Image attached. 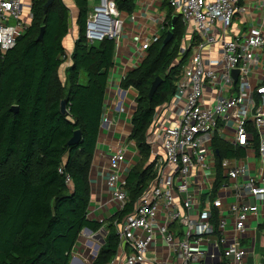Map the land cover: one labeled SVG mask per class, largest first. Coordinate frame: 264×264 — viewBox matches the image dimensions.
I'll list each match as a JSON object with an SVG mask.
<instances>
[{
  "label": "built area",
  "instance_id": "built-area-1",
  "mask_svg": "<svg viewBox=\"0 0 264 264\" xmlns=\"http://www.w3.org/2000/svg\"><path fill=\"white\" fill-rule=\"evenodd\" d=\"M160 1H167L184 23L180 54L189 55L176 91L157 107L147 132L154 178L134 210L115 221L120 242L108 264H214L208 259L215 258V249L221 252L220 264H244L247 250L241 237L264 201V177L250 173L242 157H224L218 165L214 140L257 151L262 159L259 175L264 174V25L238 29L237 19L246 22L249 10L243 0ZM64 2L75 28V3ZM88 2V42L106 37L118 41L124 22L115 0ZM252 4L264 13V0ZM32 7L33 0H0L2 52L26 33ZM158 39H145L139 50L147 51ZM233 70H238L236 79ZM250 123L259 135L257 147ZM125 158L121 148L113 153L106 176L120 211L128 202L121 169ZM219 173L224 183L213 195Z\"/></svg>",
  "mask_w": 264,
  "mask_h": 264
},
{
  "label": "trees",
  "instance_id": "trees-1",
  "mask_svg": "<svg viewBox=\"0 0 264 264\" xmlns=\"http://www.w3.org/2000/svg\"><path fill=\"white\" fill-rule=\"evenodd\" d=\"M47 1L33 0L28 30L12 49L0 50V264H70L84 229L101 235L108 231L91 263L108 264L120 242L115 221L134 210L154 178L147 132L157 107L170 101L176 91L189 55L180 54L186 27L180 16L172 27L174 10L163 2L168 11L159 39L120 82L122 88L132 86L138 91L128 138L135 142L140 158L126 176L124 209L97 221L88 217L90 169L116 40L106 37L90 44L85 36L89 2L73 0L78 37L68 56L64 39L69 33L70 10L64 0H53L45 11ZM115 2L120 11L131 14L136 9V0ZM42 27L44 36L38 40ZM168 30L172 38L163 46ZM68 59L63 76L61 67ZM158 76L162 81L150 98ZM62 100H66V113L60 108ZM78 129L81 141L68 145ZM250 130L257 147L259 135L251 123ZM214 146L218 165L224 157L246 155L244 148L219 137ZM223 183L219 173L213 195ZM216 213L214 209L215 224Z\"/></svg>",
  "mask_w": 264,
  "mask_h": 264
},
{
  "label": "crops",
  "instance_id": "crops-1",
  "mask_svg": "<svg viewBox=\"0 0 264 264\" xmlns=\"http://www.w3.org/2000/svg\"><path fill=\"white\" fill-rule=\"evenodd\" d=\"M73 5V0H70ZM256 0H243V3L249 7L247 10L246 22L242 19H237L236 24L238 29L244 31L249 25L261 23L264 25V13L252 4ZM76 4L73 5V10L76 11ZM168 7L160 0H136V9L133 13L121 12L123 19L122 35L116 41V49L114 53V65L109 71L108 85L104 96V108L100 131L96 143L95 153L90 169L91 182V202L89 207L88 217L92 220L103 221L114 215L118 210V205L113 199L110 189L106 184V176L110 157L120 148L126 154L125 161L121 164V169L124 175L127 176L130 168L139 160L140 156L136 148L135 142L129 140V135L132 131V114L136 109V96L138 91L134 87L124 89L120 82L126 73L138 67L146 56L147 51H140L141 43L154 35H159L162 32V22L165 21ZM72 25L69 22V29ZM75 28H78L76 26ZM74 42L70 46L69 51L66 50L68 56L73 51ZM66 49V48H65ZM70 64L68 59L61 67L63 75L65 66ZM64 76V75H63ZM242 159L249 164L250 173L258 177L259 169L262 165V159L259 153L255 150H247L246 155ZM242 181V178L238 179ZM222 190V193H226ZM252 203V199L247 200ZM228 229L231 225L227 226ZM89 237L85 240L92 246L96 247L94 255L89 259L86 258L91 248L88 244L84 245V240L80 235L78 243L72 252L73 264H91L96 256V251L99 244H102L104 239H101V233H93L89 229H84ZM103 232V228L100 230ZM83 232V231H82ZM90 234L92 236L90 237ZM231 235L230 233L228 234ZM241 244L247 250V256L244 264H264V201L260 204V211L257 214L252 213L247 223L245 232L241 237ZM211 252V250H209ZM215 258L208 260L214 264L221 263V252L215 249Z\"/></svg>",
  "mask_w": 264,
  "mask_h": 264
},
{
  "label": "water",
  "instance_id": "water-1",
  "mask_svg": "<svg viewBox=\"0 0 264 264\" xmlns=\"http://www.w3.org/2000/svg\"><path fill=\"white\" fill-rule=\"evenodd\" d=\"M53 2V0H48L45 5H44V8H45V11L48 9L49 5ZM177 15L173 16V19H172V27L174 26L176 20H177ZM44 30H45V27H42L41 29V32L38 36V40H42L43 39V36H44ZM172 38V31L171 30H168L167 32V35L166 37L164 38L163 40V46H165ZM237 75H238V70H233V76L234 78L236 79L237 78ZM162 81V78L160 76L156 77V79L153 81L152 85H151V88H150V91H149V97L152 98L154 93L156 92L159 84L161 83ZM13 109H16L18 108L17 105H14L12 107ZM60 108H61V111L63 113H66L67 112V108H66V100H62L61 102V105H60ZM250 120H254L253 117L250 118ZM82 139V132L81 130H76L74 132V135L71 137V139L68 141V145H73V144H76L78 143L79 141H81ZM218 152V151H217ZM73 260V259H72ZM72 260L70 261V264H73Z\"/></svg>",
  "mask_w": 264,
  "mask_h": 264
},
{
  "label": "rangeland",
  "instance_id": "rangeland-1",
  "mask_svg": "<svg viewBox=\"0 0 264 264\" xmlns=\"http://www.w3.org/2000/svg\"><path fill=\"white\" fill-rule=\"evenodd\" d=\"M77 34H78V28L69 29V33L67 34V36L64 39V47L66 48V50L69 51L70 46L73 44V42H75V39L77 38ZM81 236H82V238L84 240L83 241L84 245L87 246L88 243L86 242L87 240H85V239H87L89 237V235L86 234V231L83 230ZM91 236H92V234H90V237ZM102 237H103V234H102V236H100L99 239H101ZM97 243L99 244V241ZM90 247H91L89 249L90 252H89L88 256L86 257V258H89V259L94 255V251L96 250V247H92V246H90ZM262 252L264 253V249L262 250ZM151 256H152V253L149 254V257H151Z\"/></svg>",
  "mask_w": 264,
  "mask_h": 264
}]
</instances>
